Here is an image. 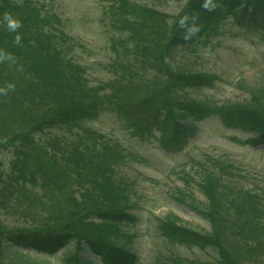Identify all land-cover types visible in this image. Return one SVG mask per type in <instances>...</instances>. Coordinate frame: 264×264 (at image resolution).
Wrapping results in <instances>:
<instances>
[{
  "label": "trees",
  "instance_id": "trees-1",
  "mask_svg": "<svg viewBox=\"0 0 264 264\" xmlns=\"http://www.w3.org/2000/svg\"><path fill=\"white\" fill-rule=\"evenodd\" d=\"M79 1L0 0V15H17L22 34L15 44L0 24V264H49L26 260L31 253L58 254L57 264L140 263L125 170L149 158L128 141L177 152L216 120L264 150V94L238 106L197 99L223 75L195 72L187 60L227 34L251 32L264 45V0H216L211 12L186 0L175 14L146 0H93L84 9ZM193 15L199 30L185 38L179 20ZM102 116L129 138L96 127ZM212 163L199 184L214 213L195 210L231 242L164 219L151 264H248L238 244L253 262L264 259V189L236 182L235 162Z\"/></svg>",
  "mask_w": 264,
  "mask_h": 264
},
{
  "label": "rangeland",
  "instance_id": "rangeland-1",
  "mask_svg": "<svg viewBox=\"0 0 264 264\" xmlns=\"http://www.w3.org/2000/svg\"><path fill=\"white\" fill-rule=\"evenodd\" d=\"M92 1L81 0L75 6L84 9L83 7L92 4ZM146 1L170 14H175L186 2ZM229 36L227 34L219 37L221 43L215 42L216 49H212L208 54L207 51H201L199 55L193 54L187 59L190 68L195 72L218 71L223 75L224 81L218 88L194 94L197 99L211 98L218 104L250 105L253 96L264 94V88H261L264 84V45L260 44L258 37L251 32L246 35L249 39H230ZM154 77L155 75L147 76V82L155 83ZM95 126L122 132L125 138H129L115 125L112 117L102 116ZM234 135L244 137L248 134L241 129H227L216 120H208L195 139H191L181 151L161 153L153 146L144 147L136 141H128L132 147L142 151L149 158V164L137 162L133 164L134 168L125 170L127 181H131V195L134 201L132 211L137 213L139 218L136 230L138 237L132 243L141 258L138 264H151L154 256L161 250L158 239L154 237V231L158 222L164 219H173L202 233L214 232L222 243L231 242L223 231L218 232L219 227L214 224L213 226L210 219H200L195 209L212 212L207 190L200 186L199 182L203 171L215 169L213 161L235 162L239 175L235 173L232 178L236 182L247 189H264V150L246 147L236 141ZM182 176L188 178V182ZM183 196L188 197L187 203L181 200ZM10 223L15 222L10 220ZM225 246L227 247L226 244ZM242 246L238 244L237 248L242 252V256H246L248 264H264V259L253 262L249 258L255 259L253 253L248 257L243 253ZM255 249L252 248L253 251ZM57 256L58 254L41 259L31 253L26 260L38 259L45 263L57 264Z\"/></svg>",
  "mask_w": 264,
  "mask_h": 264
},
{
  "label": "clouds",
  "instance_id": "clouds-1",
  "mask_svg": "<svg viewBox=\"0 0 264 264\" xmlns=\"http://www.w3.org/2000/svg\"><path fill=\"white\" fill-rule=\"evenodd\" d=\"M200 7L205 11L211 12L217 7V3L216 0H200ZM0 24H2L7 31L15 34L13 37V42L15 44L21 43L22 34L18 31V29L21 27V20L17 15L4 12L2 15H0ZM179 24L187 29V35L185 38H189L199 30L197 26V17L195 15L181 17ZM13 87L14 85L11 84L7 86L8 89Z\"/></svg>",
  "mask_w": 264,
  "mask_h": 264
}]
</instances>
